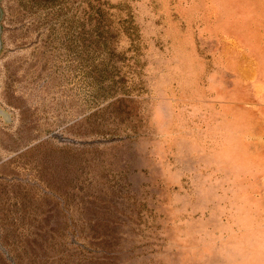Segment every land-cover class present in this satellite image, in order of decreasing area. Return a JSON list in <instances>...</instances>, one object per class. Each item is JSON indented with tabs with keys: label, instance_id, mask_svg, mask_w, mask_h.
Returning a JSON list of instances; mask_svg holds the SVG:
<instances>
[{
	"label": "rangeland",
	"instance_id": "obj_1",
	"mask_svg": "<svg viewBox=\"0 0 264 264\" xmlns=\"http://www.w3.org/2000/svg\"><path fill=\"white\" fill-rule=\"evenodd\" d=\"M0 264H264V0H0Z\"/></svg>",
	"mask_w": 264,
	"mask_h": 264
}]
</instances>
